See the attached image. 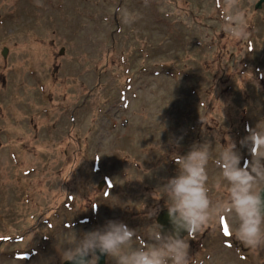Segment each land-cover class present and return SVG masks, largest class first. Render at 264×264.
I'll list each match as a JSON object with an SVG mask.
<instances>
[{
  "label": "rangeland",
  "instance_id": "obj_1",
  "mask_svg": "<svg viewBox=\"0 0 264 264\" xmlns=\"http://www.w3.org/2000/svg\"><path fill=\"white\" fill-rule=\"evenodd\" d=\"M259 1L237 0L238 39L223 0H0V264H61L110 219L149 241L194 143L210 145V200L228 198L215 159L234 143L246 166L264 125ZM188 242V264H264L227 219Z\"/></svg>",
  "mask_w": 264,
  "mask_h": 264
},
{
  "label": "clouds",
  "instance_id": "obj_2",
  "mask_svg": "<svg viewBox=\"0 0 264 264\" xmlns=\"http://www.w3.org/2000/svg\"><path fill=\"white\" fill-rule=\"evenodd\" d=\"M223 4L230 11L224 17L226 31L235 38H244V18L236 11L237 0H223ZM181 139L176 140L177 147ZM241 143L251 157L246 166H241L242 157L234 143L225 146L215 159L219 177L228 185L226 200H210V145L194 143L185 155L175 153L177 175L160 186L165 197L167 229L157 224L149 241L141 243L136 239V229L110 219L64 247L61 264H98L101 256L112 264H188V241L209 222L219 224L225 219L244 247H264V125L258 122ZM161 211L158 207L156 215Z\"/></svg>",
  "mask_w": 264,
  "mask_h": 264
},
{
  "label": "water",
  "instance_id": "obj_3",
  "mask_svg": "<svg viewBox=\"0 0 264 264\" xmlns=\"http://www.w3.org/2000/svg\"><path fill=\"white\" fill-rule=\"evenodd\" d=\"M262 2H264V0H260L256 4V8H259ZM6 52H7V49H4L2 52L3 57L5 56ZM156 224L163 225L165 227V229H167L169 227L166 210H163L158 214L157 219H156ZM184 235H187V233H185ZM65 264H66V262H65ZM98 264H105V256L100 257Z\"/></svg>",
  "mask_w": 264,
  "mask_h": 264
},
{
  "label": "snow or ice",
  "instance_id": "obj_4",
  "mask_svg": "<svg viewBox=\"0 0 264 264\" xmlns=\"http://www.w3.org/2000/svg\"><path fill=\"white\" fill-rule=\"evenodd\" d=\"M222 223H223V221H222ZM225 234H226V235H228V234H229V232H228V229H227V228H225Z\"/></svg>",
  "mask_w": 264,
  "mask_h": 264
}]
</instances>
